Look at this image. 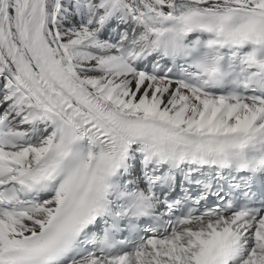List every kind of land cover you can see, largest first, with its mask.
Here are the masks:
<instances>
[{
    "label": "snow or ice",
    "instance_id": "obj_1",
    "mask_svg": "<svg viewBox=\"0 0 264 264\" xmlns=\"http://www.w3.org/2000/svg\"><path fill=\"white\" fill-rule=\"evenodd\" d=\"M0 264H264V0H0Z\"/></svg>",
    "mask_w": 264,
    "mask_h": 264
}]
</instances>
